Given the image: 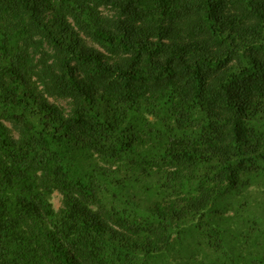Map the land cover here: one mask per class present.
I'll return each mask as SVG.
<instances>
[{"label": "trees", "instance_id": "trees-1", "mask_svg": "<svg viewBox=\"0 0 264 264\" xmlns=\"http://www.w3.org/2000/svg\"><path fill=\"white\" fill-rule=\"evenodd\" d=\"M0 264H264V0H0Z\"/></svg>", "mask_w": 264, "mask_h": 264}, {"label": "rangeland", "instance_id": "rangeland-1", "mask_svg": "<svg viewBox=\"0 0 264 264\" xmlns=\"http://www.w3.org/2000/svg\"><path fill=\"white\" fill-rule=\"evenodd\" d=\"M52 203L55 208L60 205V194L56 191L52 194Z\"/></svg>", "mask_w": 264, "mask_h": 264}]
</instances>
